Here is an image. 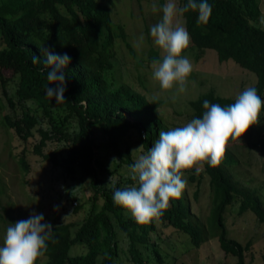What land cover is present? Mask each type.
I'll use <instances>...</instances> for the list:
<instances>
[{
  "label": "trees",
  "instance_id": "obj_1",
  "mask_svg": "<svg viewBox=\"0 0 264 264\" xmlns=\"http://www.w3.org/2000/svg\"><path fill=\"white\" fill-rule=\"evenodd\" d=\"M260 1L208 0L213 11L207 25H197L196 11L189 10L183 17L198 55L214 50L220 63L233 60L254 73L257 83L253 87L264 100V23ZM180 2L183 5L187 0ZM117 39H122L134 54L125 28L115 24L110 9L99 0H0V125L7 132L13 131L24 146L19 159L21 169L29 172L26 153L32 152L55 167H64L72 179L79 175L92 190L91 209L75 234L73 223L53 227L55 242H48L43 264H121L124 254L131 264H152L154 258L161 264L162 255L152 241L158 222L187 235L198 249L217 239L226 256L236 258V264H248L251 244L245 246L229 236L225 215L238 201L240 214L251 211L264 223V205L250 188L236 181L233 169L237 160L227 146L216 167L203 163L202 172L197 174L193 169L189 175L190 182L198 187L196 199L204 178H208L212 204L208 224L192 212L185 189L178 199L170 201L161 217L147 224L137 223L129 211L114 203L116 189L135 184L131 178L119 175L121 168H130L135 159L129 145L123 150V143L135 133L147 152L160 131L170 130L160 112L162 100L153 102L126 83L109 79L115 70ZM43 46L70 57L64 69L65 103L57 104L55 98L46 95L48 68L40 51ZM34 55L41 63L32 64ZM15 78L16 95L11 96L7 84ZM49 87L55 89L57 85ZM235 99L218 96L211 90L191 102L192 119L202 118L205 100L224 107ZM6 108L10 111L3 115ZM263 115L264 105L250 132ZM37 136L38 142L31 145ZM53 141L64 143V157L61 158L64 151L59 149L45 150ZM112 158H116L113 169L109 166ZM111 176L116 180L108 185ZM1 188L0 193H4L5 188ZM74 210L79 212L81 206ZM124 240L128 250L122 248ZM76 245L86 247L87 252L72 256ZM41 258L36 264H42Z\"/></svg>",
  "mask_w": 264,
  "mask_h": 264
},
{
  "label": "rangeland",
  "instance_id": "obj_2",
  "mask_svg": "<svg viewBox=\"0 0 264 264\" xmlns=\"http://www.w3.org/2000/svg\"><path fill=\"white\" fill-rule=\"evenodd\" d=\"M99 1L110 9L115 24L125 28L127 42L131 44L134 52L132 54L122 39L116 40L114 59L116 65L115 70L109 74V79L122 81L149 99H152L153 95H158L164 103L160 112L165 117L169 129L190 122L193 116L191 102L211 90H214L218 96L236 98L245 88L253 87L257 83V76L254 73L243 69L233 60L220 63L218 54L214 50H207L205 55L200 57L199 52L192 48L190 43L183 53L193 65L186 91L179 93L175 88L161 90L159 83L152 78L151 69L153 59L162 57L161 50L154 45L150 36V27L162 16V13L152 12L154 0ZM155 2L163 5L166 0H155ZM260 2L263 9L262 23H264V0ZM178 4L181 5L180 0ZM179 22L186 27L183 16L179 18ZM141 34L145 37L144 42L139 47H135L134 44ZM2 47L3 44L0 43V49ZM17 84L18 78L7 84V91L11 96L16 95ZM8 111L10 110L6 108L3 115H6ZM38 140L39 136L31 140V145ZM126 145L131 147L133 154V149H138L142 145L140 136L132 134L123 143V150ZM227 147L235 153L237 160V166L233 169L236 181L250 188L264 205V115L260 124L252 132L248 129L241 138L230 139ZM23 148L24 146L13 131L7 132L0 125V188L1 186L5 188L4 193H0V246L3 244V237L9 223L26 220L33 212L43 213L44 222H50L53 227L61 224H75L76 227L73 228L75 234L92 206L90 201L92 190L89 189L88 183L83 182L79 175L76 179H72L64 167H55L51 162L28 152L26 157L30 170L23 171L19 163ZM55 149L63 152L64 143L49 142L45 150L49 152ZM144 152H146L145 149ZM140 154L137 152L135 155ZM65 155L66 151L61 154V158ZM113 159L110 160L109 166ZM226 167L228 170L229 166ZM201 168L200 172L203 171V165ZM193 169L195 168L187 169L189 172H183V178L187 180L185 190L192 212L208 224L212 205L208 178H204L201 193L196 199L195 192L198 187L189 180ZM119 175L130 179V168L122 167ZM78 205L81 206V210L76 212L74 208ZM54 206H58L59 210L55 211ZM239 206L240 203L236 201L225 215L229 236L245 246L248 243L251 244V250L247 256L248 264H264V223H260L251 211L240 214ZM65 216L67 217L64 220ZM156 226L157 232L152 234V241L158 246L162 255L164 262L161 264H236L237 262L236 258L226 256L217 239H211L198 249L192 245L191 240L184 233L161 222H158ZM122 248L128 250L125 240L122 241ZM86 252V247L76 245L72 248L71 255H83ZM45 258H41L42 264L47 260ZM154 259L152 264H159L157 259ZM121 264H131L125 254Z\"/></svg>",
  "mask_w": 264,
  "mask_h": 264
},
{
  "label": "clouds",
  "instance_id": "obj_3",
  "mask_svg": "<svg viewBox=\"0 0 264 264\" xmlns=\"http://www.w3.org/2000/svg\"><path fill=\"white\" fill-rule=\"evenodd\" d=\"M151 10L162 13L160 20L150 27L152 41L162 52L160 59L151 62L152 78L159 83L161 90L175 88L184 93L193 65L183 55L190 46L191 37L179 18L192 10L198 12L197 25H207L212 6L208 0H187L183 5H179L178 0H166L163 5L154 0ZM144 39L141 34L134 46L142 45ZM40 51L48 68L46 95L50 99L55 98L57 104L65 103L64 69L70 63V57L67 53L61 55L45 46L40 47ZM39 63L41 60L34 55L32 64ZM51 84L57 87H49ZM152 100L158 101L159 96L153 95ZM262 105L264 100L255 87L245 88L228 106L222 107L205 100L203 108L206 111L202 118H193L183 126L160 131L159 138L147 152H144L143 145L133 149L135 159L130 165V175L135 184L116 189L114 203L129 211L139 224L161 217L169 208L170 201L178 199L187 186V180L183 178L184 170L195 168L199 174L203 163L216 167L228 141L241 138L252 125L257 124ZM137 152L141 154L136 156ZM114 162L115 158L111 169ZM109 180L108 185L114 184V176ZM54 210L58 211V206H54ZM54 235L53 226L44 222L43 213L33 212L26 220L9 223L0 246V264H36L47 251L48 242H55Z\"/></svg>",
  "mask_w": 264,
  "mask_h": 264
}]
</instances>
